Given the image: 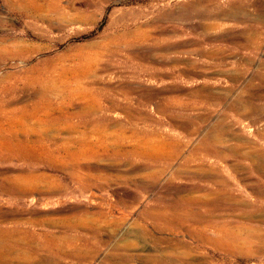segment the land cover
Listing matches in <instances>:
<instances>
[{
  "label": "rangeland",
  "instance_id": "rangeland-1",
  "mask_svg": "<svg viewBox=\"0 0 264 264\" xmlns=\"http://www.w3.org/2000/svg\"><path fill=\"white\" fill-rule=\"evenodd\" d=\"M261 132L264 0H0V228L65 240L32 264H264Z\"/></svg>",
  "mask_w": 264,
  "mask_h": 264
},
{
  "label": "bare ground",
  "instance_id": "bare-ground-1",
  "mask_svg": "<svg viewBox=\"0 0 264 264\" xmlns=\"http://www.w3.org/2000/svg\"><path fill=\"white\" fill-rule=\"evenodd\" d=\"M15 5V4H14ZM23 5V4H22ZM152 74V73H151ZM173 106V105H172ZM259 112V111H258ZM263 115V114H262ZM260 115V116H262ZM261 118V117H260ZM258 120V119H257ZM260 136L264 138V132L260 133ZM207 139V138H206ZM218 139V138H217ZM207 147H209V150H211L210 148V144H207ZM241 150V147H239ZM235 149V148H234ZM229 150V149H227ZM243 150V149H242ZM230 151V150H229ZM227 151V152H229ZM232 151V150H231ZM210 153H215L214 149H212L211 151H209ZM224 152V151H223ZM226 152V151H225ZM256 152V153H255ZM235 153V152H234ZM250 154H247V158L248 160H255L256 163L254 164V171L256 174H258L260 177H264V151L262 149L259 150H255V151H250ZM240 154V153H239ZM243 155V154H242ZM245 157V156H244ZM226 158V157H225ZM239 158V157H238ZM257 158V159H256ZM253 160V161H254ZM241 166V165H240ZM238 167V166H237ZM247 175V174H245ZM249 175V174H248ZM260 181V180H259ZM264 182V181H263ZM261 183V182H260ZM259 183V188L257 191V194L260 198L259 201L256 200L254 203L251 202H247L246 200L243 201H239L238 199L233 198L231 195V197L233 198V200L235 201V199L238 201L239 204H233L231 206H233V208L235 210H240L243 211L242 214L246 213V209H248L247 211L249 212V208L252 207L254 208L253 210L259 211L261 208H264V203L262 201V199L264 198V185L261 183L260 186ZM231 185H228V189L230 188ZM204 186H195L194 189H196L197 191L200 192H206L204 194V197L202 196H198V198L193 199L195 197H192L188 202V205L191 204L189 206V211L186 212V214L188 215L189 219H186L185 217H183L181 219V221L183 223L191 222L190 227L193 229L194 234H191L194 238L199 239L200 241L210 244V245H214L216 247L220 246L222 247L223 245L225 246L224 239V231L222 230L221 227H213L212 225H214V222L212 221L213 216L214 215H208V213L206 212V209H210L208 210V212L212 210V208L214 207L215 209H219L222 206L221 203V195H220V190L217 191L216 189H213L211 192L204 190L203 189ZM224 189V188H223ZM228 189H225L228 191ZM224 190V191H225ZM217 191V192H216ZM222 191V190H221ZM220 192V193H219ZM229 192V191H228ZM226 193V192H225ZM228 194V193H227ZM210 195H216L219 198L215 201H209L207 199L208 196ZM228 196V195H227ZM197 197V196H196ZM230 197V198H231ZM242 197V196H241ZM226 198V197H225ZM238 198V197H237ZM239 199L240 196H239ZM226 201V200H225ZM179 204V203H178ZM181 205V204H180ZM230 205V204H229ZM176 206V205H175ZM225 206V205H224ZM171 207V206H170ZM182 207V205H181ZM224 208V207H223ZM222 208V209H223ZM228 208V207H226ZM231 208V207H230ZM229 209V208H228ZM179 210V209H178ZM221 210V209H220ZM160 211V210H159ZM219 211V210H218ZM222 211V210H221ZM182 212V211H181ZM209 212V213H210ZM250 213V212H249ZM248 214V213H247ZM220 216V215H219ZM250 216V215H249ZM176 217V216H175ZM215 217V216H214ZM217 217V216H216ZM243 217V216H242ZM177 219V218H176ZM177 222V221H176ZM216 223V222H215ZM234 223V222H233ZM217 224V223H216ZM219 224V223H218ZM225 224V223H224ZM220 225V224H219ZM229 225V224H228ZM223 226V225H222ZM227 226V225H226ZM182 227V226H181ZM186 227V226H185ZM228 227V226H227ZM235 227V226H234ZM233 227V228H234ZM24 228L20 227V226H14L11 228H0V264H32L33 260L32 258H30L32 252L34 254H36V256L41 253V251H45L47 250L46 253V259L50 260V261H55L54 259L60 258L62 255L65 254V247H64V242L62 238V241L60 240V236L58 237L57 235H52L49 236V233H40V234H36L33 232H28L23 230ZM224 229V228H223ZM185 230V229H184ZM234 230V229H233ZM212 232L213 235L215 237H210L211 235H208V232ZM251 231V230H250ZM253 231V230H252ZM226 232V231H225ZM240 232V231H239ZM230 233V232H229ZM52 234V233H51ZM231 235V234H230ZM43 237L45 238L47 245H41L38 244L37 246H32L31 244L34 242L33 240L37 237ZM253 237V236H252ZM231 239H229V241L232 240V236L229 237ZM33 239V240H32ZM66 239V238H65ZM239 239V238H238ZM242 239V238H241ZM255 239V238H254ZM31 240L33 242H31ZM244 240V239H243ZM69 241V240H67ZM258 241V240H257ZM36 242V241H35ZM39 242V241H38ZM42 242V241H41ZM241 242V240H240ZM158 243V242H157ZM245 243V242H244ZM252 243V242H251ZM256 243V242H255ZM34 244V243H33ZM37 244V243H36ZM35 244V245H36ZM259 244V243H258ZM261 244V243H260ZM233 245V244H232ZM238 245V244H237ZM243 245V243H242ZM241 245V246H242ZM249 245V244H248ZM246 246V245H244ZM51 249H49V248ZM212 248V247H211ZM219 248V247H218ZM79 249V248H78ZM229 249V248H228ZM222 250V249H221ZM67 253V252H66ZM72 253V252H71ZM219 253V251H218ZM44 255V254H43ZM42 255V256H43ZM33 256V255H32ZM31 256V257H32ZM40 256V255H39ZM52 257L53 260H52ZM35 259V258H34ZM200 259V258H199ZM38 262V261H37ZM58 264V262L56 263Z\"/></svg>",
  "mask_w": 264,
  "mask_h": 264
}]
</instances>
